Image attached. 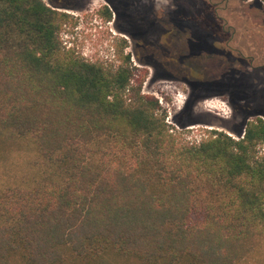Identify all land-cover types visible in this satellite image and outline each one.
Here are the masks:
<instances>
[{
	"label": "trees",
	"instance_id": "trees-1",
	"mask_svg": "<svg viewBox=\"0 0 264 264\" xmlns=\"http://www.w3.org/2000/svg\"><path fill=\"white\" fill-rule=\"evenodd\" d=\"M66 18L45 0H0V162L25 164L0 177V264H264V82L254 78L264 66L243 77V50L236 60L192 31L207 66L193 68L175 123L195 125L193 105L231 84L242 126L239 140L212 132L190 144L131 86V54L118 67L76 57L61 39ZM230 58L241 84L208 67Z\"/></svg>",
	"mask_w": 264,
	"mask_h": 264
},
{
	"label": "rangeland",
	"instance_id": "rangeland-1",
	"mask_svg": "<svg viewBox=\"0 0 264 264\" xmlns=\"http://www.w3.org/2000/svg\"><path fill=\"white\" fill-rule=\"evenodd\" d=\"M133 9L139 10V6L146 4L144 0H131ZM264 7V0H257ZM48 5V1L45 0ZM191 4L190 10L202 12L207 16L200 19L208 28L226 27L231 29V33L237 32V37L232 42L234 48L243 50L245 55H255L257 58L255 67L264 65V15L254 6V0L242 2L241 0H187ZM156 10L170 8V0H153ZM227 4H229L227 6ZM105 6L104 0H82V9L78 11H58L65 13L67 18L61 25V39L63 45L71 50L78 58L89 62L107 64L118 67L123 63L122 55L131 54L132 84L134 88L141 87L144 95L152 96L159 102V113L166 116V123L171 128V133L190 144H199L202 140L212 135V132H223L235 140L240 138L234 132L242 126L241 117H235L230 105L231 91L233 87L228 82L240 83L239 73L236 76L226 78L230 85L222 89L221 96H213L193 105L191 112L195 125L181 128L175 123L178 116L186 107L190 89L182 82L160 80L154 78V72L146 67H142L133 59L132 44L129 39L121 35L113 25V18L107 19L99 13ZM219 10L218 17L215 11ZM99 11V12H98ZM127 42V46L124 44ZM218 63L214 62L208 67L219 70ZM225 68V67H224ZM239 69V65L235 68ZM250 72L252 68H247ZM221 70V69H220ZM261 81L264 80V72L258 73ZM229 79V80H228ZM263 79V80H262ZM236 80V81H234ZM226 83V84H227ZM264 87V83L262 84ZM239 101L238 103H243ZM255 117L250 116L249 121ZM259 155L264 157V145L259 146ZM27 154V155H25ZM24 156L29 158V154ZM23 159V155H22ZM19 155L10 158L8 170H3L6 163L0 162V177H7L25 166Z\"/></svg>",
	"mask_w": 264,
	"mask_h": 264
},
{
	"label": "flooded vegetation",
	"instance_id": "flooded-vegetation-1",
	"mask_svg": "<svg viewBox=\"0 0 264 264\" xmlns=\"http://www.w3.org/2000/svg\"><path fill=\"white\" fill-rule=\"evenodd\" d=\"M48 5L57 11L71 12L73 10L78 11L82 9V0H47ZM105 6H102V10L99 12L103 17L107 18L105 13L111 14L113 18V25L115 29L123 35L132 44L133 59L142 67L151 69L154 72V78L160 80H170L176 82H182L188 85L190 89L189 97L192 94V82L197 80L194 75L193 68L199 67L204 70L207 66V58L202 53H196L192 51L193 45L198 43L196 36H193L192 31L210 32L215 35L216 40L221 43H225L231 51V56L237 60L241 57L240 50L234 48L232 42L237 37V32L231 33V29L226 27L208 28L207 26H200L196 29L191 28L188 22L191 19H195L200 24L207 15L202 12H192L190 10L191 4L187 0H170L172 5L170 8L156 10L153 0H144L142 6H139V10L133 9L131 0H104ZM214 1V0H211ZM56 4V5H54ZM229 4H227L228 6ZM219 10L215 11L218 17ZM177 16L183 17V25H177ZM134 19L131 21V19ZM108 19V18H107ZM110 20V19H109ZM119 25L125 28L119 29ZM131 25V26H129ZM129 29L127 31L126 29ZM203 37H201L202 39ZM127 46V42L124 41ZM201 51V50H200ZM245 58V59H244ZM233 58L226 61L221 60L220 64L225 65V68L218 70L220 72L229 71V73L236 76L239 70L235 68L239 65ZM244 62V68L240 71H244V76H256L255 71L259 70V67H255L256 58L249 56L242 57ZM204 66V67H203ZM264 66V65H263ZM262 66V69H263ZM161 67V70L158 68ZM252 68V74H249L247 68ZM164 68V69H162ZM234 72V73H233ZM201 73V72H200ZM231 75V77H232ZM247 77V78H248ZM258 77L255 78V82H264ZM239 79L242 76L237 77ZM243 79V78H242ZM236 81V80H234ZM247 93L249 96L253 95V86L248 85ZM222 92L220 93L221 96ZM231 95V93H229ZM188 97V100H189ZM207 99V98H206ZM187 100V101H188ZM204 100V99H202ZM238 102V101H237ZM187 105V102H186ZM231 105V103H230Z\"/></svg>",
	"mask_w": 264,
	"mask_h": 264
}]
</instances>
